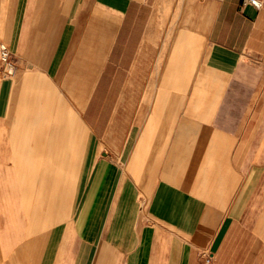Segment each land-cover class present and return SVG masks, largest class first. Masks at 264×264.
Instances as JSON below:
<instances>
[{"label": "crops", "instance_id": "obj_1", "mask_svg": "<svg viewBox=\"0 0 264 264\" xmlns=\"http://www.w3.org/2000/svg\"><path fill=\"white\" fill-rule=\"evenodd\" d=\"M0 0V264H264V0Z\"/></svg>", "mask_w": 264, "mask_h": 264}, {"label": "built area", "instance_id": "obj_2", "mask_svg": "<svg viewBox=\"0 0 264 264\" xmlns=\"http://www.w3.org/2000/svg\"><path fill=\"white\" fill-rule=\"evenodd\" d=\"M244 2H248L252 4L255 8L261 7V0H243ZM15 70V63L11 59L10 50L6 43L0 42V75L2 77H9L13 74ZM212 257L210 254H207L203 264H210Z\"/></svg>", "mask_w": 264, "mask_h": 264}]
</instances>
